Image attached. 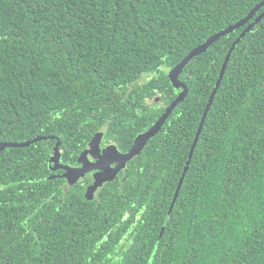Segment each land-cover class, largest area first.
I'll list each match as a JSON object with an SVG mask.
<instances>
[{
	"label": "trees",
	"instance_id": "obj_1",
	"mask_svg": "<svg viewBox=\"0 0 264 264\" xmlns=\"http://www.w3.org/2000/svg\"><path fill=\"white\" fill-rule=\"evenodd\" d=\"M263 1L0 0V144L55 138L0 152V264H264V18L190 159L247 26L184 68L185 100L92 199L93 176L49 167L57 140L69 167L98 133L127 152L177 97L167 73Z\"/></svg>",
	"mask_w": 264,
	"mask_h": 264
},
{
	"label": "water",
	"instance_id": "obj_2",
	"mask_svg": "<svg viewBox=\"0 0 264 264\" xmlns=\"http://www.w3.org/2000/svg\"><path fill=\"white\" fill-rule=\"evenodd\" d=\"M264 7V1L258 4L243 20L238 23L229 26L228 28L222 30L221 32L211 36L207 41H205L202 45L193 49L179 64H177L174 68H172L168 73L167 77L173 86L174 89L180 90L175 100L165 107L163 114L159 117L156 123L146 132L139 134L134 139V144L132 147L125 153H121L116 150L113 146H107L102 150V155L98 158H95V162H90L87 160V155H97L99 154V146L102 141L103 135L101 133L96 134L93 139L87 144L85 150L80 156V167H69L66 165L59 164V149L60 143L57 140V144L54 148L53 157L50 159L49 167L51 171H64L63 177L66 179V183L69 186H73L77 184L79 180L84 178L87 174L93 172V183L87 189L86 197L88 199H92L97 192L104 184L114 181V179L125 170L127 164L133 160L135 157L139 156L142 150L145 148L149 140L155 137L162 126L165 124L169 116L175 110V108L182 103L188 95V88L185 84L179 81V75L182 73L184 68L197 56L205 53L214 43L218 42L221 38L237 31L238 29L245 27L243 33L235 40L232 44L227 56L224 60L223 66L221 68L219 78L216 82L215 88L213 89L211 96L208 100L207 106L203 113L201 122L199 124L193 146L191 148V152L189 155V159L192 156V151L196 145L197 139L201 133L203 128L204 120L206 115L213 103L215 95L217 93V89L223 77L225 68L229 61V58L234 50V48L239 44L240 40L257 24L261 19L264 18V12L259 15L251 24L249 22L255 18L256 13L260 10V8ZM249 24V25H248ZM46 140H55L52 137H37L31 141L15 144V143H2L0 144V152L5 149H18V148H27L33 144H36L41 141ZM189 163V160L187 164ZM54 164V167L52 166ZM178 191V190H177ZM177 195V193H176ZM174 197V200L176 198ZM174 203V202H173ZM173 208V204L171 206Z\"/></svg>",
	"mask_w": 264,
	"mask_h": 264
},
{
	"label": "flooded vegetation",
	"instance_id": "obj_3",
	"mask_svg": "<svg viewBox=\"0 0 264 264\" xmlns=\"http://www.w3.org/2000/svg\"><path fill=\"white\" fill-rule=\"evenodd\" d=\"M102 142V141H101ZM101 144V143H100ZM99 148H101V149H99V153H101L102 152V150L105 148V147H101V145L99 146ZM88 159H89V161L90 162H95V158H92V157H90V156H88ZM80 166V165H79ZM78 165H75V166H72V167H79ZM87 175H90L91 177L93 176V172L92 173H89V174H87Z\"/></svg>",
	"mask_w": 264,
	"mask_h": 264
},
{
	"label": "rangeland",
	"instance_id": "obj_4",
	"mask_svg": "<svg viewBox=\"0 0 264 264\" xmlns=\"http://www.w3.org/2000/svg\"><path fill=\"white\" fill-rule=\"evenodd\" d=\"M143 80H144V79H142V80L140 81V83H142ZM101 155H102V152L99 153V154H97V155H92V156H91V155H87L86 158H87V160L89 161L88 156H90V157H92V158H98V157L101 156Z\"/></svg>",
	"mask_w": 264,
	"mask_h": 264
}]
</instances>
